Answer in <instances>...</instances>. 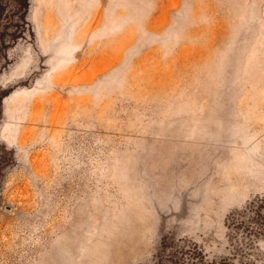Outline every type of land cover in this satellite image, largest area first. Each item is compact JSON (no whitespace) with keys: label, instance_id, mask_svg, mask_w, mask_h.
Segmentation results:
<instances>
[{"label":"rangeland","instance_id":"374dc122","mask_svg":"<svg viewBox=\"0 0 264 264\" xmlns=\"http://www.w3.org/2000/svg\"><path fill=\"white\" fill-rule=\"evenodd\" d=\"M0 264H264V0H0Z\"/></svg>","mask_w":264,"mask_h":264}]
</instances>
